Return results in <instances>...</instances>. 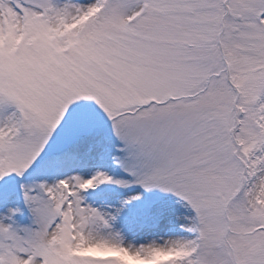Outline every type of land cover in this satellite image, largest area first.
Listing matches in <instances>:
<instances>
[{
    "label": "snow or ice",
    "instance_id": "snow-or-ice-1",
    "mask_svg": "<svg viewBox=\"0 0 264 264\" xmlns=\"http://www.w3.org/2000/svg\"><path fill=\"white\" fill-rule=\"evenodd\" d=\"M0 264H264V0H0Z\"/></svg>",
    "mask_w": 264,
    "mask_h": 264
}]
</instances>
